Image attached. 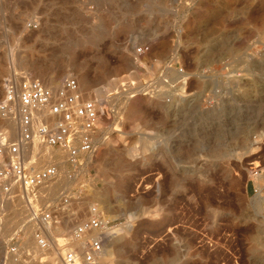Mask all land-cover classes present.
Segmentation results:
<instances>
[{"label": "rangeland", "instance_id": "374dc122", "mask_svg": "<svg viewBox=\"0 0 264 264\" xmlns=\"http://www.w3.org/2000/svg\"><path fill=\"white\" fill-rule=\"evenodd\" d=\"M67 77L104 92L112 115L92 165L71 182L64 162L39 206L78 191L63 226L93 206L114 220L104 264H264V207L248 193L253 180L264 196V0H0V98L6 80ZM41 141L24 152L34 170L62 153ZM2 199L12 264L5 241L27 210Z\"/></svg>", "mask_w": 264, "mask_h": 264}, {"label": "built area", "instance_id": "2783aa9c", "mask_svg": "<svg viewBox=\"0 0 264 264\" xmlns=\"http://www.w3.org/2000/svg\"><path fill=\"white\" fill-rule=\"evenodd\" d=\"M150 50L151 45L144 44L136 52L142 56ZM147 89L148 94L154 95V89ZM103 105L95 95L85 93L75 77L63 79L58 87L48 86L35 78L5 81L0 98V190L4 195L20 196L24 200L26 216L35 226L32 237L19 230L5 241L7 255L16 262L100 263L108 237L118 228L115 221L102 212L89 211L87 217L66 233H59L57 229L63 226L73 201H78L81 193L64 192L59 201L39 206L34 193L61 178V173L58 165L32 169L25 162L23 147L32 143L36 136L40 137L48 150L65 154L69 167L66 178L75 181L98 154L102 118L111 119L112 111ZM8 120L18 124L19 141L14 142L9 129L3 126ZM252 170L254 177L263 174L260 165ZM15 185L20 188L18 193H13ZM252 190L257 195L261 191L253 180Z\"/></svg>", "mask_w": 264, "mask_h": 264}, {"label": "bare ground", "instance_id": "6f19581e", "mask_svg": "<svg viewBox=\"0 0 264 264\" xmlns=\"http://www.w3.org/2000/svg\"><path fill=\"white\" fill-rule=\"evenodd\" d=\"M134 62L136 63L135 64V66L137 65H139L141 62H140V59H139V57L138 56H136V58H134ZM132 68V67H131ZM33 73V72H32ZM107 90V89H106ZM130 92V91H129ZM123 93V94H127V95H125V96H128V94H131V93ZM108 93V92H107ZM136 92H132V94L134 95ZM95 95H96V98L97 99H99L101 102H102V105H103V103H104V100L107 98H105V96L106 95H104V92H102L101 90H96L95 91ZM105 98V99H104ZM6 123L7 124H5L4 123V125H6V127H8V129L10 130V133H11V135H12V137L14 138V140L15 141H19L20 140V134H19V126H18V124L14 121V120H8V121H6ZM39 123H43V121H40ZM40 137H38V136H36L35 137V139H34V141L32 142V143H30V144H28V145H26V146H24L23 147V151L24 152H29V153H32V151H33V148L37 145L38 146V141L40 142ZM147 142V141H146ZM146 142H144V143H146ZM107 144V143H106ZM145 149L147 148V145H145V147H144ZM42 149V148H41ZM44 149V148H43ZM42 149V150H43ZM46 150V149H45ZM44 150V151H45ZM38 151V150H37ZM44 151H42V152H44ZM49 151V150H48ZM41 152V151H40ZM127 154L129 155V156H131V157H133L134 156V154H135V151H134V149H131V150H128L127 151ZM44 155V154H43ZM26 157H28V156H26ZM29 157H31V156H29ZM48 158H49V160H50V156H47ZM65 159H66V157H65V154H63V153H61V156H60V161L58 160V162L57 161H55V162H53L52 161V164L51 165H58V167H59V170H61L62 169V165L64 164V162H65ZM48 160V159H47ZM48 162V161H47ZM261 176L262 175H260V177H259V180H261ZM68 184H69V182H67ZM54 185V184H53ZM52 185V186H53ZM56 185V184H55ZM51 186V187H52ZM16 187H19L18 185H15L14 186V190H15V188ZM47 187V186H46ZM46 187H43V188H46ZM43 188H41V189H43ZM54 188V187H53ZM68 188V187H67ZM17 189V188H16ZM41 189H39L38 191H40ZM262 189V188H261ZM20 190V189H19ZM16 192V191H15ZM37 192V191H36ZM3 194V193H2ZM8 197V196H7ZM13 203L14 202H12V201H9V200H4V199H2V200H0V205H4V206H8L9 208H13L14 207V205H13ZM257 206L259 207V208H262L263 209V207H264V196L260 193L259 195H257ZM102 210V209H101ZM89 211H95V212H101L100 211V209L99 208H97V207H95V206H93V207H91L90 209H89ZM20 228L24 231V233L26 234V235H30V237H32V235H33V230H35L34 228H35V226L32 224V223H30L29 222V220H28V218H27V216H25V217H22V222H21V224H20ZM67 230H68V227L67 226H62V227H60V228H58L57 229V231L59 232V233H66L67 232ZM121 230V229H120ZM118 232V231H117ZM108 243V244H107ZM107 243H106V247L105 248H108V246H109V244L111 243L110 242V240L108 239L107 240ZM30 244L32 245V246H34L35 247V243L33 242V241H31L30 240ZM110 254V253H109ZM107 256H108V251H107V249L105 250V253H104V255H103V257H102V260H101V262H100V264H104V262H106V260H107ZM11 258H9V260H10ZM13 259V262L16 264H20V263H18V262H16V260H14V258H12ZM3 260V259H2ZM12 261V260H11ZM14 263H12V264H14Z\"/></svg>", "mask_w": 264, "mask_h": 264}, {"label": "crops", "instance_id": "0c3cea01", "mask_svg": "<svg viewBox=\"0 0 264 264\" xmlns=\"http://www.w3.org/2000/svg\"><path fill=\"white\" fill-rule=\"evenodd\" d=\"M252 192H253L252 188H248V193H252Z\"/></svg>", "mask_w": 264, "mask_h": 264}]
</instances>
